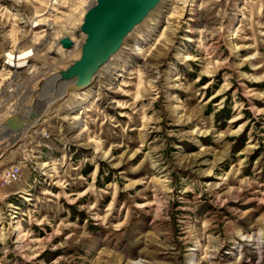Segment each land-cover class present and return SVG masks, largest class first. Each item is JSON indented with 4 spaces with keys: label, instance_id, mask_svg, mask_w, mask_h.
Returning a JSON list of instances; mask_svg holds the SVG:
<instances>
[{
    "label": "rangeland",
    "instance_id": "rangeland-1",
    "mask_svg": "<svg viewBox=\"0 0 264 264\" xmlns=\"http://www.w3.org/2000/svg\"><path fill=\"white\" fill-rule=\"evenodd\" d=\"M51 1L0 0L2 146L18 136L4 118L64 64L56 37H81L92 0ZM48 3L57 21L40 32ZM19 162L0 195V264H264V0H161L0 172Z\"/></svg>",
    "mask_w": 264,
    "mask_h": 264
},
{
    "label": "water",
    "instance_id": "water-1",
    "mask_svg": "<svg viewBox=\"0 0 264 264\" xmlns=\"http://www.w3.org/2000/svg\"><path fill=\"white\" fill-rule=\"evenodd\" d=\"M161 0H92L81 15L74 41L64 33L58 39L67 50L63 65H53L30 90L29 111L23 115L13 111L4 118L7 132L18 133L8 145L0 146L2 152L17 145L37 122L50 113L60 100L73 90L88 87L99 68L123 45ZM56 55L55 51L50 52ZM62 59V58H61ZM60 82H66L59 88ZM38 110L39 113H38ZM6 132V133H7Z\"/></svg>",
    "mask_w": 264,
    "mask_h": 264
},
{
    "label": "bare ground",
    "instance_id": "bare-ground-1",
    "mask_svg": "<svg viewBox=\"0 0 264 264\" xmlns=\"http://www.w3.org/2000/svg\"><path fill=\"white\" fill-rule=\"evenodd\" d=\"M52 2H55V4H57L58 6L60 5V7H62V5L60 4L61 2H60V0H54V1H51V3ZM51 3H48L47 4V6H45V8H44V12L42 13V14H36L35 16H34V23H37V24H43V25H46L47 24V27L48 28H44V29H42V30H40V32H46L47 30H49V28L51 27V26H53L54 25V23H55V21H57L56 19H57V17L55 18V17H49V16H46L47 15V12H48V10H54V11H56V9L58 8V6H53V4L51 5ZM87 4V3H86ZM88 5V4H87ZM58 13H62V11H59ZM52 16H54L53 14H51ZM46 16V17H45ZM32 20V21H33ZM47 22V23H46ZM39 32V33H40ZM46 35V33H43L41 36H39L38 38H37V40L38 39H41L43 36H45ZM14 38V37H13ZM60 37L59 36H57L56 37V39H57V42H58V39H59ZM77 40V39H76ZM14 41H17V38L15 37L14 38ZM39 41V40H38ZM75 41V40H74ZM59 43V42H58ZM37 44H39V43H34L33 45L34 46H30V47H27V48H24L23 50H20V51H17L18 49H13V50H11V51H9V53L7 54L8 55V59H9V61H13V64H11V62L10 63H8L9 65H12L13 67H15V68H18V67H21V66H23V64H27V59H28V57L31 55L32 56V54L33 53H30L31 52V47H36V45ZM38 46V45H37ZM34 48H32V49H34ZM62 50V51H61ZM61 50L59 51V52H61L62 54H67V50H64L63 49V47H61ZM38 51V50H37ZM30 56V57H31ZM15 73V72H14ZM18 73V71H16V74ZM5 79H6V77H5ZM7 90V89H6ZM6 93V92H5ZM6 95V94H5ZM2 101H4L3 99H2V97L0 98V104L2 103ZM28 111L29 110H26V111H24V114L23 115H26L27 113H28ZM38 113H39V110H38ZM79 115L78 114H74L71 118H72V120L73 121H75V122H79ZM31 130V129H30ZM12 134H16L15 132L14 133H12ZM4 136H6V135H4ZM4 136H2V137H0V140L2 141V139L1 138H3ZM17 136H15L13 139L10 137V139H11V142L16 138ZM3 142V141H2ZM1 142V143H2ZM0 143V145H2ZM4 143V142H3ZM5 146V145H4ZM46 166V165H45ZM243 239H245V237L243 238ZM257 240V239H256ZM256 242V241H255Z\"/></svg>",
    "mask_w": 264,
    "mask_h": 264
},
{
    "label": "built area",
    "instance_id": "built-area-1",
    "mask_svg": "<svg viewBox=\"0 0 264 264\" xmlns=\"http://www.w3.org/2000/svg\"><path fill=\"white\" fill-rule=\"evenodd\" d=\"M22 172V165L19 163H14L6 168H3L0 172V195L2 189L5 185L17 181L20 178ZM256 247V246H255Z\"/></svg>",
    "mask_w": 264,
    "mask_h": 264
},
{
    "label": "trees",
    "instance_id": "trees-1",
    "mask_svg": "<svg viewBox=\"0 0 264 264\" xmlns=\"http://www.w3.org/2000/svg\"><path fill=\"white\" fill-rule=\"evenodd\" d=\"M203 79V78H202ZM204 81V80H203ZM222 110H224V109H222ZM229 111L224 115V117L225 118H229ZM243 140H244V136L243 135H241L240 136V144H235L234 145V147H233V151L234 152H236L237 150H239L240 148H241V146H242V142H243ZM55 254V253H54Z\"/></svg>",
    "mask_w": 264,
    "mask_h": 264
},
{
    "label": "crops",
    "instance_id": "crops-1",
    "mask_svg": "<svg viewBox=\"0 0 264 264\" xmlns=\"http://www.w3.org/2000/svg\"><path fill=\"white\" fill-rule=\"evenodd\" d=\"M226 264H230V262H229V261H227V262H226Z\"/></svg>",
    "mask_w": 264,
    "mask_h": 264
}]
</instances>
